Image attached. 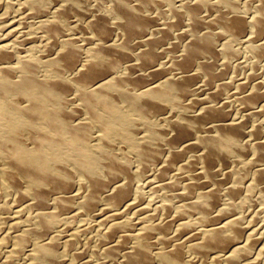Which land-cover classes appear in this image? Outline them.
I'll list each match as a JSON object with an SVG mask.
<instances>
[{
	"label": "bare ground",
	"instance_id": "bare-ground-1",
	"mask_svg": "<svg viewBox=\"0 0 264 264\" xmlns=\"http://www.w3.org/2000/svg\"><path fill=\"white\" fill-rule=\"evenodd\" d=\"M110 1L21 0L20 18L1 11L3 264H264L259 226L238 213L235 163L246 148L251 185L264 192V81L222 97L232 81L219 64L236 40L264 54V0L250 17L238 0ZM30 19L38 29L26 34ZM75 19L79 36L68 30ZM180 97V110L167 109ZM118 125H134L139 158L116 146L108 131ZM74 216L94 221L96 247L61 262L75 238L59 245L53 226Z\"/></svg>",
	"mask_w": 264,
	"mask_h": 264
},
{
	"label": "rangeland",
	"instance_id": "rangeland-1",
	"mask_svg": "<svg viewBox=\"0 0 264 264\" xmlns=\"http://www.w3.org/2000/svg\"><path fill=\"white\" fill-rule=\"evenodd\" d=\"M7 1V2H6ZM14 1V2H13ZM0 0V6H3V9H2V7H0V14H4V13H7V14H9V15H11V16H13L14 18H20V16L21 15H23V11H21V10H19L20 9V6H21V4L19 3L21 0ZM17 3H16V2ZM91 1V0H90ZM101 1V3H103L104 5H109L110 3H111V1L110 0H100ZM238 1H240L239 2V4H240V6H242L243 8H244V13H245V11H246V13L247 12H249L248 14H246L245 13V15L248 17H250V16H252V14L254 13V4H255V1L256 0H247V2H246V0H238ZM6 4H8V5H6ZM10 2V3H9ZM11 2H13V3H16V5H13ZM173 2L175 3H177L178 2V0L177 1H175V0H173ZM18 3H19V5H18ZM248 3V4H247ZM250 3H251V5H250ZM3 4V5H2ZM247 4V6H245ZM253 4V5H252ZM9 6V7H8ZM13 6V7H12ZM16 6H18V7H16ZM250 6H252L253 8L251 9V7ZM12 7V8H11ZM164 7L165 8H169V6H168V4H164ZM19 8V9H18ZM250 8V9H249ZM2 9V10H1ZM8 9V10H7ZM10 9V10H9ZM6 10L8 11V12H6ZM1 11H5L4 13H2ZM155 11H157L158 13V15H160V19H159V21H158V23L159 24H162V22H164L165 21V19L166 18H168L169 16H165V18L164 17H162V11H161V9L160 8H157ZM170 18H172V15H170ZM163 20V21H162ZM32 19H30L29 20V22H27V24L26 25H24L23 24V29H24V33L26 32V34H29V33H32L34 30H36V29H38V28H36V25H35V22L33 21ZM75 21V22H74ZM74 21H72V22H70L69 23V26L68 27H70L71 29H68V30H71V32L70 33H73L74 34V36H79V34H78V29H77V27H76V24L77 23H79V21H78V19H75ZM75 24H74V23ZM33 25V26H32ZM35 26V27H34ZM1 27V26H0ZM35 29H34V28ZM25 29H27V30H25ZM37 31V30H36ZM35 31V32H36ZM248 32V31H247ZM68 33V32H67ZM174 36H175V34H176V32L174 31ZM226 36H223V37H220V40L218 41V44H219V46H220V44L223 42V41H225V39H227L228 38V35L227 34H225ZM263 37H264V35H263ZM263 40H264V38H262ZM36 40V41H35ZM34 41H32L31 43H32V45H35V44H37V45H41L42 44V42L41 41H39V38H37V39H35ZM80 40H84V37L82 38V36L80 37ZM263 40H261V41H263ZM38 41V42H37ZM264 42V41H263ZM36 45V46H37ZM231 49H232V52L235 54V56H234V54L232 55V56H230V57H227L226 59L224 58V60H223V58L221 57L220 58V60L221 61H219V64L221 65V64H223L224 62H226L227 61V63H228V65H229V67L230 68H227V69H229L227 72H228V76H227V73L224 75V77H225V79H223V81H225L226 82V79L228 80V78H229V80L228 81H232L231 82V87H230V89L229 90H227V93L226 92H224L223 94L224 95H222V97H227L226 95L229 93H231V92H233V91H235L236 89V87L238 86L237 84L238 83H241L243 80L244 81H249L248 83H247V86H248V88L250 87L251 88V86H254L255 84H261L263 81H264V68L262 67V65H260L261 64V62H262V60H263V62H264V57H263V55L264 54H262V56H257L258 54H256V53H254L252 50H249V51H247V45L245 44V42L241 39V40H236V41H234V42H232V45H231ZM250 53H252V54H250ZM253 54H255V55H253ZM163 55H165V54H163ZM168 56L167 55H165L164 56V59L165 58H167ZM255 59V60H254ZM223 60V61H222ZM259 61L258 63H259V65H258V63H257V65H255V67H253L254 66V64H252L253 62L252 61H254V63H255V61ZM245 61H247V62H245ZM165 62H167V61H165ZM242 62V63H241ZM262 62V63H263ZM169 64V63H168ZM230 65H232V66H230ZM246 65H248V66H246ZM252 65V66H251ZM235 67V68H232V67ZM256 67H260L259 69L257 68L256 69ZM232 68V69H231ZM246 68H247V70H246ZM261 68L263 69V71L261 70ZM242 69V70H241ZM241 70V71H240ZM259 70V71H258ZM230 71V72H229ZM258 73H257V72ZM262 71V72H261ZM238 72V73H237ZM247 73V74H246ZM254 76V77H253ZM258 76V77H257ZM260 76V77H259ZM251 77H253V78H251ZM233 78H235V79H233ZM261 78V79H260ZM246 79V80H245ZM263 79V80H262ZM257 82H255V81ZM262 82H261V81ZM239 81H241V82H239ZM255 83H254V82ZM253 82V83H252ZM261 82V83H260ZM264 83V82H263ZM236 84V85H235ZM251 85V86H250ZM235 86V87H234ZM235 89V90H234ZM202 91V92H201ZM201 91H199V92H201V93H198V95L199 96H203V95H201V94H203L205 91L204 90H201ZM204 91V92H203ZM231 91V92H230ZM228 99H230V101L231 102H233L232 101V99L231 98H228ZM186 100V97H180V99H179V102H181L180 103V105H177V104H175V103H170L169 105H168V107H167V109H170L171 108V110L173 109V110H175V111H177V110H180V108H182V106H184L183 104H185L186 102H188V99H187V101H185ZM236 102V101H235ZM234 102V105L232 104L230 107L232 108V109H235V105H236V103ZM233 106V107H232ZM179 108V109H178ZM263 120L264 119V114L263 115H259V116H257L256 117V120ZM134 128V125L132 126V125H126V126H122V125H118V126H115L114 128H110L109 129V133L110 134H112V135H114V136H116L115 137V143L116 142H119V143H116V146L117 147H119L120 148V150L121 151H123V152H125V154H126V152H127V154L125 155V158H127V159H131V160H134V158H139L140 157V152H139V150L137 149V146H136V143H135V138L137 137V133H135V128ZM122 145H121V144ZM120 144V145H119ZM125 148V149H124ZM128 149H131L130 151L131 152H129L128 151ZM135 150V151H134ZM134 152V153H133ZM131 153V154H130ZM240 155H243L242 157H240ZM129 156V157H128ZM251 155L249 154V152H248V150L246 149V148H244L243 150H241V152H240V154H239V158H237L236 159V164L239 166V169H238V171L239 172H241L242 173V177L240 178V183H241V185H242V188H243V191H244V194H245V197L241 200V202L239 203V205H240V207H239V205H238V208L237 209H239V211H238V213L240 214V215H244L245 214V216H243V218H244V222H245V220H246V222L245 223H248L249 224V222H250V224H252L251 223V220H252V222H253V224L252 225H254L255 227H253L254 229H256L258 226V228L256 229L257 230V233H258V236H261L262 238H263V242H264V192H262L261 191V189L259 188V187H257V186H252L251 184H252V182H253V179H252V177H251V174H250V169H251V167H252V163H251ZM129 159V160H130ZM101 167V166H100ZM141 178V177H140ZM143 178V177H142ZM145 178V177H144ZM76 188H78L77 187V185L75 186L74 185V189H76ZM145 190H148V192L147 191H145ZM74 192H76V191H74ZM145 195H144V194ZM148 193V194H147ZM142 194H143V201L141 200L140 202H143V203H147V202H149L148 200H150V197H148V195L150 194V189L149 188H144L143 190H142ZM150 196V195H149ZM2 200H4V198H1L0 199V201L1 202H3ZM205 204L208 206V207H212L211 206V202L208 200V199H205ZM4 203H0V216H2L3 215V211H4ZM3 210V211H2ZM10 212V211H9ZM258 212L259 213H261L260 215L258 214ZM256 218H255V217ZM77 216H74L73 218H70L69 217V219L68 218H66V221H64L65 220V218H62L63 220H57L55 223H54V226H53V231H55V233H56V237H57V240H58V238H59V240L61 241V243H62V241H64L63 243H65V241H67L69 238H71V237H74L72 240L73 241H71V242H74L73 243V246H75V247H73L72 245L70 246L71 247V251H69L68 252V256L71 254V256L69 257V259L68 260H65V259H67V257H66V254H65V257H64V255H63V257L62 256H59V261H61V262H74L75 260H78L76 257H75V253H74V251H77V249L79 248V250L78 251H81V249L82 248H84L82 251H83V253L85 254V255H87V257L84 255V254H82V258H80V259H82V260H84V259H90L89 257L91 256V254H92V251L95 249L94 248V246H95V240L93 239V237H92V233H93V236H94V234H95V230L93 229V228H91L90 226L94 223V221L92 220V219H90V217L88 218L87 216L86 217H84V216H80V218H79V216L76 218ZM82 217V218H81ZM248 217V219H245V218H247ZM254 218V219H253ZM89 220V221H87V220ZM251 219V220H250ZM260 219V220H259ZM86 220V221H85ZM92 224H91V223ZM258 222V223H257ZM90 224V225H89ZM261 224V225H260ZM89 226V228H90V230H88L89 228H87L88 226ZM86 226V227H85ZM257 226V227H256ZM260 226H261V228H260ZM81 227H83L84 228V230L83 229H81ZM86 229V230H85ZM260 229V230H259ZM262 229V230H261ZM81 230H83L82 231V234L80 235V232H81ZM75 231L77 232V231H79L78 233H79V235L77 236V237H80L81 238V236L83 237V238H81L82 240H80V238L78 239V238H76V236L74 235L73 236V233H75ZM89 231H92L91 233H88ZM263 231V232H262ZM73 232V233H72ZM69 233V234H68ZM70 233H72V234H70ZM86 233V234H85ZM261 233H263L262 235H261ZM68 235H69V237H68ZM71 235V236H70ZM89 235V236H88ZM87 236H88V238H89V240H88V238H87ZM91 236V237H90ZM66 238H67V240H66ZM90 238H91V243H89V244H86L85 246H83L84 244H85V242L87 243V240L88 241H90ZM71 239H69V240H71ZM92 239H93V242H92ZM79 240V241H78ZM83 240H85V241H83ZM60 241H58L59 242V245H63V243L62 244H60ZM77 242H78V244H77ZM84 243V244H83ZM92 244V245H91ZM88 245H89V247H88ZM28 246H29V244H27V247L26 248H28ZM73 247V248H72ZM78 247V248H77ZM88 247V248H87ZM96 247V246H95ZM81 248V249H80ZM74 249V250H73ZM89 249H93L92 251L91 250H89ZM60 250H62V249H60ZM73 250V251H72ZM88 250L90 251V252H88ZM77 251V252H78ZM84 251H86L88 254H86ZM71 252V253H70ZM73 254V255H72ZM6 257H7V254H6V252H5V250L4 249H0V264H3V262L6 260ZM86 257V258H85ZM21 261H15V263L16 264H22L23 262V260L22 259H20ZM74 260V261H73ZM22 262V263H21ZM14 262H12L11 264H15ZM73 264H76V261L73 263Z\"/></svg>",
	"mask_w": 264,
	"mask_h": 264
}]
</instances>
